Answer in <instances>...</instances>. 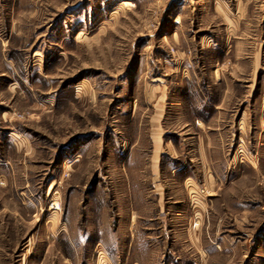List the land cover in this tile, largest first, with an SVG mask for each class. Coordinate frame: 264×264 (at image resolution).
I'll list each match as a JSON object with an SVG mask.
<instances>
[{"label":"rangeland","instance_id":"obj_1","mask_svg":"<svg viewBox=\"0 0 264 264\" xmlns=\"http://www.w3.org/2000/svg\"><path fill=\"white\" fill-rule=\"evenodd\" d=\"M0 264H264V0H0Z\"/></svg>","mask_w":264,"mask_h":264}]
</instances>
